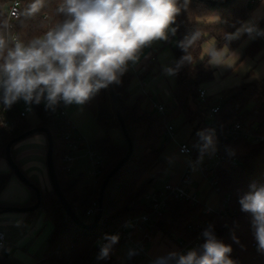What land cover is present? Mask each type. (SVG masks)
<instances>
[{"label": "trees", "instance_id": "trees-1", "mask_svg": "<svg viewBox=\"0 0 264 264\" xmlns=\"http://www.w3.org/2000/svg\"><path fill=\"white\" fill-rule=\"evenodd\" d=\"M12 1L0 0V25L8 21L7 11ZM217 1L221 2L188 0L187 6L181 8L173 25L177 28L175 35L170 34L169 39L164 41L167 44L172 37H176L178 42L196 32L199 33V38L186 51L178 46L177 42L173 47L175 61L172 66L176 69L177 84L173 92L175 105L171 110L166 113H160L158 110L144 111L140 107L141 97L134 103L128 104L129 86L135 76L133 73H124L120 77V82L114 84L118 106L134 150L130 159L111 178L103 194V214L98 228L86 229L74 222L63 208L51 181V189H42L31 179L41 192L40 208L44 212V219L52 223V231L47 238V246L41 258L42 264H121L114 256V252L123 240L119 239L113 245L106 259L97 258L100 247L102 242L106 241L104 240L106 234L113 235V232L118 231L128 218L150 210L143 197L150 189L153 180L143 179L160 162L166 145L164 143L167 139L166 129L179 115H183L184 123L190 125L197 118H201L202 127L199 132L214 131L217 139L215 152L220 157L212 163L211 170L206 174L213 171L215 187L219 188V207L214 212L207 213L204 202L170 200L166 210L155 220L151 231L160 230L163 237L174 234L178 240L183 239L186 244L198 241L199 245L194 249L202 253L201 246L205 242L202 233L211 226L217 240L232 247L230 258L235 264H264V253L257 250L252 216L241 211L239 203L240 197L250 190V185H264V141L253 143L243 135L232 132L235 122H241L246 129L252 128L254 124L264 123V78H256L250 71L240 83L224 90L220 101L214 104L209 103V98L204 103L199 97L200 90L215 79V68L211 64L213 50L218 54L224 48L233 52L248 37L247 34H243L238 39L230 40L227 34L235 33L241 24L251 17L256 6H251L248 0ZM180 2L183 5L184 0ZM29 3L31 0H22L21 13ZM57 4L58 0H47L45 7L36 16L25 18L20 15L13 22V33L19 35L25 42L39 35L56 18H59L55 16ZM211 18L217 20L210 21ZM260 24L264 29V17ZM209 39L215 41V46L211 55L204 56L203 46ZM258 54L264 57V44L258 38L250 39L244 46L243 57H255ZM154 57L155 53L141 67L139 75L141 79L155 74L152 63ZM182 57L188 59L181 62ZM178 62H181L179 66ZM93 100L96 104L93 117L103 130V134L91 147L104 159V162L99 167V173L93 183L85 189H79L82 177L68 179L62 171L63 157L69 152V140L66 139V135L72 133V140H78V128L69 116H56L58 107L52 112L45 110L42 103L33 104L32 107L39 121L33 124L29 119H24L21 121V130L18 133L5 134L0 139L1 162L3 159L6 161L7 145L15 137L36 127L49 129L54 139V164L61 188L73 210L86 223H89V220L85 213L94 199L99 201L106 176L125 157L129 149V142L123 133L114 107L111 87L101 89L93 96ZM215 104L220 105V110L214 114L213 123L208 124L205 115ZM115 129L121 133V141L111 135V131ZM38 134H43L47 143L46 134ZM202 143L197 136L194 159L208 153V151L201 152ZM16 144L12 148V155L17 161L14 152ZM206 162L205 160L204 163ZM13 174L11 168L10 171L0 170V194ZM29 188L30 198L17 206H32L37 202L36 191ZM7 206L10 204L0 202V214ZM35 211L26 214L30 218ZM234 238L238 242H235ZM0 264L18 263L4 249L0 252ZM137 264H140V261ZM144 264L152 263L147 258Z\"/></svg>", "mask_w": 264, "mask_h": 264}, {"label": "clouds", "instance_id": "clouds-1", "mask_svg": "<svg viewBox=\"0 0 264 264\" xmlns=\"http://www.w3.org/2000/svg\"><path fill=\"white\" fill-rule=\"evenodd\" d=\"M47 0H31L20 15L36 16ZM180 0H58L55 21L42 33L23 41L13 33L12 25H0V102L5 108L23 101L25 105L44 104L55 112L64 106L84 105L101 89L118 84L129 63L136 64L146 47L175 35L176 17L186 7ZM264 37V29L247 21L228 39ZM199 38L196 32L178 41L185 51ZM218 53L213 50V60ZM188 57H182L181 62ZM181 62H178V66ZM168 74L176 69L166 68ZM197 135L203 142L201 152L214 151V131ZM241 211L252 216L257 250L264 253V185H250L240 197ZM205 237L202 253H169L156 264H235L230 258L232 247L217 240L211 226ZM98 259L108 258L118 235H105ZM235 242H238L234 238Z\"/></svg>", "mask_w": 264, "mask_h": 264}, {"label": "rangeland", "instance_id": "rangeland-1", "mask_svg": "<svg viewBox=\"0 0 264 264\" xmlns=\"http://www.w3.org/2000/svg\"><path fill=\"white\" fill-rule=\"evenodd\" d=\"M264 3L259 4V9L263 8ZM256 6V7H257ZM259 9L252 13L251 17L247 21H254L259 23ZM246 21V22H247ZM172 42L176 41V37L171 38ZM168 44V51L171 48ZM214 40L209 39L206 43L205 50L209 55L212 53ZM244 42L231 53L224 48L217 56L216 59H211V63L216 68L215 79L210 83L212 86L211 92L213 96L210 98L209 103L214 104L219 102L222 97V90L233 86L250 71H255L257 75H264V57L258 54L255 57L242 58ZM172 51V50H171ZM229 53V54H228ZM228 54V55H227ZM261 59V61H260ZM152 64V63H151ZM153 70L156 66H153ZM137 81V78L134 82ZM174 101H170V108L173 106ZM68 112V116L76 127L78 128V134L83 138V146L77 150V153L72 162L73 168L70 177H77L83 174L79 189H84L87 184H91L95 178V166L89 157V147L92 146L102 134L103 130L99 127L93 117V112L96 110V104L93 98H91L84 105H69L65 106ZM214 117L208 112L205 115V121L208 124L213 123ZM29 120L35 124L39 121L35 111L30 112ZM175 128V140L169 139L167 136L164 150L161 154L159 172L154 175L155 180L148 191L154 189H161L166 182H171L175 176H181L188 169H191L192 176L194 177V184L190 187L191 190L196 191L199 195H202L205 203V210L207 207L218 209L219 207V194L217 189L211 187L210 183L213 177V172L209 173L201 182L202 173L200 167L203 166L205 160L208 162V166L214 162L211 155L215 154L216 150V136L215 150L208 151L207 154L194 159L189 155L181 154L179 152V144L186 143L190 148L195 146L197 133L202 127L201 118H197L192 125L194 126L195 133L190 124L184 123V116L179 115L171 122ZM198 123V124H197ZM111 135L116 140L121 141L122 135L118 130H112ZM43 134H34L28 138L18 142L15 145L14 152L17 159V163L27 174V176L38 183L42 189H51L49 177L47 175V143L43 142ZM40 141V142H39ZM3 164V163H2ZM0 163V167L3 169H9L8 164L4 163V166ZM32 171L27 172L25 169ZM10 171V169H9ZM14 180H17L16 186L10 185L7 190L9 198L13 199L15 196H19L22 193V188L29 191L30 188L22 181L18 180L17 176L13 174ZM1 195V194H0ZM11 203V202H10ZM16 203V202H12ZM21 204V203H19ZM0 230H3L7 240L5 247H0V252L6 248V251L18 264H38V258L43 256L44 249L46 247V241L52 231L51 221L44 219V212L41 208L37 209L32 217H28L26 213L7 212L0 214ZM156 233L161 234L160 230L153 231V236ZM167 241H162L166 244H160V246L154 247L156 240H152L147 244V251L149 255H152L153 259L157 262L158 258L167 257L169 253L174 252L176 245L178 247V238L176 235L171 234L170 237H164ZM168 244V245H167ZM156 246V245H155ZM133 248V245L128 241H122L114 252V256L120 263L125 264L128 260V252ZM140 264L147 262V258L139 259ZM171 261L169 262V264Z\"/></svg>", "mask_w": 264, "mask_h": 264}, {"label": "built area", "instance_id": "built-area-1", "mask_svg": "<svg viewBox=\"0 0 264 264\" xmlns=\"http://www.w3.org/2000/svg\"><path fill=\"white\" fill-rule=\"evenodd\" d=\"M251 6H257L264 3V0H248ZM22 0H13L8 8V22L13 27V22L16 21L21 14ZM258 27L261 28L260 22L257 23ZM262 29V28H261ZM264 44V37H256ZM200 100L204 103L208 101V93L205 88L200 90ZM43 104V103H42ZM157 110L160 113L168 112V109L164 104H157ZM220 110V105L215 104L210 108L209 113L214 117ZM34 111L32 105L29 107L21 100L15 103L11 108H5L2 102H0V139L3 138L5 134L14 135L21 130V121L24 119H29L30 112ZM57 117H67L68 112L66 107L61 103L58 106ZM232 132L234 134L243 135L246 139L253 143H259L264 141V123L254 124L252 128L246 129L241 122H235ZM176 128L173 124H170L165 135L169 139L175 140ZM73 134L67 133L66 139L69 140L68 147L69 152L63 157L62 171L65 175L70 173L72 162L74 161V154L80 149L83 143L82 138L78 134V140H72ZM179 152L181 154L189 155L192 158L196 152V147L190 148L186 143L179 144ZM89 157L95 166V176L99 173V167L103 164L104 159L89 147L88 150ZM214 159V162L219 159V155L215 152L214 155L210 156ZM212 162V163H214ZM208 166V162L204 163L200 167L202 178L200 182L207 176V172L211 170V166ZM213 172V171H211ZM194 184V177L192 176L191 169L184 172L180 178L176 181L166 182L164 187L158 190L148 191L143 200L150 207V210L144 212L138 216L128 218L119 228L118 231H114L113 235H118L120 240L128 241L133 245V248L128 252V260L125 264H137L139 259L148 258L152 264H156L155 259H153L147 249V244L151 242L154 238L153 231L151 229L154 226L155 220L163 214L166 210L168 202L170 200H184L190 201L191 203L204 202L202 195H199L196 191L190 189ZM216 181L211 180V187H214L219 191L218 187H215ZM99 201L94 199L91 206L87 209L85 216L88 218L89 223H93L95 216L99 212ZM217 210V209H216ZM215 209L212 207H207L206 212H214ZM7 237L4 232L0 231V246L4 247L6 244ZM106 243L103 241L102 244ZM199 245L198 241L192 242L191 244H186L183 239L178 242L179 253L186 254L189 250L196 248ZM256 245V243H254ZM122 264V263H121ZM170 264H175L171 261Z\"/></svg>", "mask_w": 264, "mask_h": 264}, {"label": "crops", "instance_id": "crops-1", "mask_svg": "<svg viewBox=\"0 0 264 264\" xmlns=\"http://www.w3.org/2000/svg\"><path fill=\"white\" fill-rule=\"evenodd\" d=\"M262 5H264V4H262ZM258 6L254 9V11L252 13H254L256 10L259 9ZM263 17H264V6H263V8L259 9L258 20L261 21ZM209 20L210 21H216L217 19L216 18H211ZM172 27H173V25H172ZM170 34L171 33H169V35ZM250 39H252V38H249V36H248L243 41L244 42V46L246 45V43H248V41H250ZM170 41L172 42V40H170ZM176 42H177V39H176V41L174 43H170L169 42L170 45H171V48H170L169 51L167 50L168 49L167 46H168L169 43L165 44L164 40L154 42L151 46L146 47L145 49H143V51H142V53L140 55V59H139V61L136 64L129 63L128 69H127V71L125 73H133V74H135V76L132 79V81L130 83V86H129V98L127 100L128 104L134 103L137 100V98L141 97L142 100H141V106L140 107H141L142 110L147 111V112H153V111L157 110L156 106L159 103L164 104L166 106V108L168 109V111L171 110L174 107L175 100H174V97H173V92H174V89H175L176 84H177V73L175 72V74H168L165 71V69L166 68L175 69L172 65H173V63L175 61V55H174V52H173V47L175 46ZM206 43L203 46V55L204 56H208L209 55L208 52L205 50ZM214 46H215V41H214L212 50L214 49ZM244 46H243V50H242V58L241 59L245 58V57H243L244 56L243 55L244 54ZM154 53H155V57L152 59V63L154 64V66H156L155 69H154L155 74L153 76L147 77L146 79H141L139 77L141 67L143 66V64H145V62H147V60H149L151 58V56ZM229 53H231V52H229ZM260 61H261V59H260ZM215 72H216V68H215ZM252 72H253V76L256 77V78H264V75H257V73L255 71H252ZM244 77L241 79V81L244 79ZM136 78H137V81L134 82V80ZM241 81H238V83H240ZM238 83H235L234 85H236ZM210 85L211 84L209 83V84H207L204 87L207 90L209 100L213 96V93L211 92L212 86H210ZM228 88H230V87H228ZM228 88H224L222 90V93H223L224 90H226ZM171 100L174 101V104L170 108V101ZM191 126H192V129H193L192 131H193V134H194V132H195L194 129L195 128H194L193 125H191ZM43 142L44 143L46 142L45 141V137L43 138ZM216 143H217V140H216ZM82 146H83V144H81L80 148ZM76 154L77 153H75V155ZM0 163L1 164L3 163L1 166H4V163L7 164V162L4 159L1 160ZM159 165H160V162L144 177L143 180L151 179L154 182V180L156 178V177H154V175L158 174L159 168H160ZM72 168H73V165L71 166L70 173L72 171ZM9 169H3L2 167H0L1 171H9ZM25 170L27 172H31V175H32V171H29L27 169H25ZM69 174L66 175V177L68 179H76L77 178V177H70ZM79 177H83V174H80L78 176V178ZM179 178H180V176L177 175V176L174 177V179L172 181H176ZM18 180H19V178H18ZM16 181L17 180H14L13 175H12L9 183L7 184L5 189L1 192L0 202L5 203V204H10V205H18L19 203H21V204L25 203L30 198L31 195H29L30 194L29 191L25 190V188H22V193L19 196H15V197H13V199L9 198L7 190L10 187V185H12V184H14L16 186V184H17ZM91 184H87L85 186V188L88 187ZM154 190H158V189H154ZM12 202H16V203H12ZM0 231L3 232V230H0ZM154 240H156V243L154 244V247L160 246V244H166V243H164L162 241H167L163 237L162 233L161 234L156 233V235L153 238V241ZM46 246H47V241H46ZM174 246H175L174 252L175 253H179V248H177L176 245H174ZM4 249H6V248H4ZM45 249H46V247H45ZM45 249H44V251H45ZM150 256L153 257L152 255H150ZM41 258L42 257L38 258V262H37L38 264H42L41 263Z\"/></svg>", "mask_w": 264, "mask_h": 264}, {"label": "water", "instance_id": "water-1", "mask_svg": "<svg viewBox=\"0 0 264 264\" xmlns=\"http://www.w3.org/2000/svg\"><path fill=\"white\" fill-rule=\"evenodd\" d=\"M202 1L212 2V3H220L221 2V1H217V0H202ZM225 1H227V0H225ZM110 87H111L112 99H113V103H114V107H115L117 116H118L119 121L121 123L123 133H124L126 139L129 142V149H128V152L125 155V157L106 176V178H105V180H104V182L102 184L101 196H100V199H99V205H100L99 212L95 216V218L93 220V223H86L77 215V213L73 210L71 204L67 200V198H66V196H65V194H64V192H63V190L61 188V185H60L57 173H56L55 164H54V139H53V136H52L50 130L47 129L46 127H36V128L31 129V130H28V131L24 132L23 134L15 137L7 145V148H6V161L8 162V165L13 170L14 174L19 178V180H21L25 185H27L28 187L33 188L36 191V193H37V202L34 205H32V206L10 205V206H7L6 208L3 209V213H7V212L28 213V212H32V211H35V210L40 208V206H41V192H40L39 188L37 187V185L33 181H31V179L27 176V174L23 171V169L17 163V161L13 158L12 148H13L14 144L26 139L27 137H29L31 135L38 134V133H44L47 136V167H48V175H49L53 190L55 191L56 195L60 199V202H61L63 208L65 209L67 214L71 217V219L74 222H76L80 227L86 228V229L98 228V226L100 224V221H101V218H102V214H103V204H102L103 194H104V192H105V190H106L111 178L130 159V157L133 154V150H134L133 143L129 139V135H128V132H127V129H126V125H125V122H124L123 117L121 115V111H120L119 106H118V101H117L116 93H115V90H114V84L110 85Z\"/></svg>", "mask_w": 264, "mask_h": 264}]
</instances>
